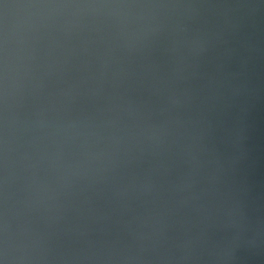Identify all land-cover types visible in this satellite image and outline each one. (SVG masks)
I'll use <instances>...</instances> for the list:
<instances>
[{
    "label": "clouds",
    "instance_id": "9594fccd",
    "mask_svg": "<svg viewBox=\"0 0 264 264\" xmlns=\"http://www.w3.org/2000/svg\"><path fill=\"white\" fill-rule=\"evenodd\" d=\"M0 264H264V0H0Z\"/></svg>",
    "mask_w": 264,
    "mask_h": 264
}]
</instances>
